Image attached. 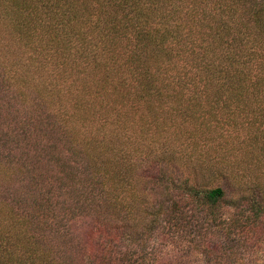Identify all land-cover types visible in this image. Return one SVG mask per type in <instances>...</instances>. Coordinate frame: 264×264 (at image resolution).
<instances>
[{
	"label": "trees",
	"instance_id": "obj_1",
	"mask_svg": "<svg viewBox=\"0 0 264 264\" xmlns=\"http://www.w3.org/2000/svg\"><path fill=\"white\" fill-rule=\"evenodd\" d=\"M262 164L264 0H0V264H245Z\"/></svg>",
	"mask_w": 264,
	"mask_h": 264
},
{
	"label": "rangeland",
	"instance_id": "obj_2",
	"mask_svg": "<svg viewBox=\"0 0 264 264\" xmlns=\"http://www.w3.org/2000/svg\"><path fill=\"white\" fill-rule=\"evenodd\" d=\"M264 165L262 167L254 168L253 172L250 174L251 178H257L260 176L261 172H264ZM231 212H228L226 215L228 216ZM170 254L171 250H169ZM166 264H205L202 260L197 257H181L180 259L174 260L173 262H165ZM245 264H264V241L259 244V246L247 255V259Z\"/></svg>",
	"mask_w": 264,
	"mask_h": 264
}]
</instances>
